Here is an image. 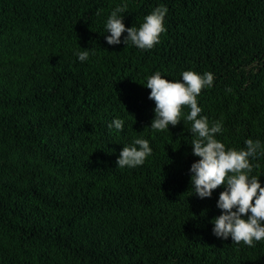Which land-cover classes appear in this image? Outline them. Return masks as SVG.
Segmentation results:
<instances>
[{
  "label": "trees",
  "instance_id": "trees-1",
  "mask_svg": "<svg viewBox=\"0 0 264 264\" xmlns=\"http://www.w3.org/2000/svg\"><path fill=\"white\" fill-rule=\"evenodd\" d=\"M123 4L126 28L168 9L157 45L107 44ZM184 71L214 75L197 100L226 149L261 142L264 187V0H0V264H264V240L213 234L224 189L201 199L190 184V108L150 128L147 79ZM136 138L152 155L117 167Z\"/></svg>",
  "mask_w": 264,
  "mask_h": 264
},
{
  "label": "clouds",
  "instance_id": "clouds-1",
  "mask_svg": "<svg viewBox=\"0 0 264 264\" xmlns=\"http://www.w3.org/2000/svg\"><path fill=\"white\" fill-rule=\"evenodd\" d=\"M126 9L127 4L118 6L107 18L106 30L110 33L105 37L107 44H121V37L126 32L125 45L131 43L142 50L157 45L160 35L166 31L164 20L168 9L164 6L155 8L139 28L125 27L121 14ZM76 55L84 62L89 58V51L83 49ZM181 76L182 81L173 82L156 72L147 79L146 88L150 90L148 99L155 103L150 128L168 131L169 126L176 127L181 123L183 108H190L185 119L191 122L190 131L194 136L192 155L198 158L190 167V184L195 195L201 199L211 198L218 188L224 189L217 201L221 214L212 220L213 234L223 240L231 238L236 244L255 247V242L264 240V187L259 178L250 175L254 167L250 158L257 157L261 142L248 139L246 149H226L216 139V134L223 131L222 123L216 121L210 124L207 117L201 116L202 108L197 100L203 89L212 87L214 75L211 72L200 75L194 71H184ZM108 127L123 131L124 121L115 119ZM260 154H264V151ZM150 155L152 149L149 141L136 138L132 144L122 148L116 164L119 168H135L142 166Z\"/></svg>",
  "mask_w": 264,
  "mask_h": 264
}]
</instances>
